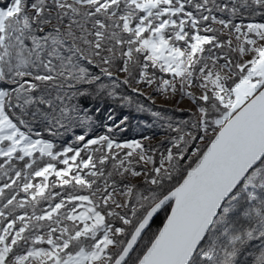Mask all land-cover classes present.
Listing matches in <instances>:
<instances>
[{"label":"snow or ice","instance_id":"obj_1","mask_svg":"<svg viewBox=\"0 0 264 264\" xmlns=\"http://www.w3.org/2000/svg\"><path fill=\"white\" fill-rule=\"evenodd\" d=\"M0 264H264V0H0Z\"/></svg>","mask_w":264,"mask_h":264},{"label":"trees","instance_id":"obj_2","mask_svg":"<svg viewBox=\"0 0 264 264\" xmlns=\"http://www.w3.org/2000/svg\"><path fill=\"white\" fill-rule=\"evenodd\" d=\"M175 117H176V119H186L187 118V116L185 114H182L179 112L175 113ZM130 119L132 120V124H133V127L135 129V131L132 134L134 136H136L137 138H140L139 133H140L141 129L137 127V124L140 123L142 125L143 122L148 119V117H143V116H140L138 114L132 113L130 115ZM157 224H159V221H157Z\"/></svg>","mask_w":264,"mask_h":264}]
</instances>
